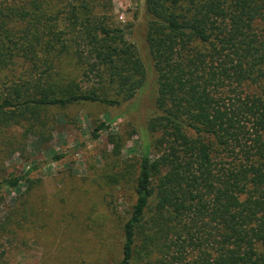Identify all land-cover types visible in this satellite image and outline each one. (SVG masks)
Listing matches in <instances>:
<instances>
[{"label":"trees","instance_id":"trees-1","mask_svg":"<svg viewBox=\"0 0 264 264\" xmlns=\"http://www.w3.org/2000/svg\"><path fill=\"white\" fill-rule=\"evenodd\" d=\"M144 2L149 63L113 0H0V137L49 107L134 113L151 89L140 154L111 178L134 192L118 264H264V0Z\"/></svg>","mask_w":264,"mask_h":264},{"label":"rangeland","instance_id":"rangeland-1","mask_svg":"<svg viewBox=\"0 0 264 264\" xmlns=\"http://www.w3.org/2000/svg\"><path fill=\"white\" fill-rule=\"evenodd\" d=\"M112 18L131 25L128 39L149 63L144 0H113ZM149 94L151 89L134 113L126 104L98 102L49 107L31 127L20 125L0 137V183L28 172L32 182L1 193L0 229L9 218L13 235L0 231V264H118L121 226L134 192L111 178L140 154L139 125L154 110ZM102 122L109 129L93 139ZM57 155L63 157L55 160Z\"/></svg>","mask_w":264,"mask_h":264}]
</instances>
